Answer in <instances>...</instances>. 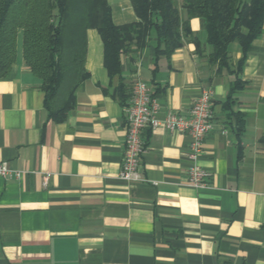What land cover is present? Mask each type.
Wrapping results in <instances>:
<instances>
[{"label": "crops", "instance_id": "crops-1", "mask_svg": "<svg viewBox=\"0 0 264 264\" xmlns=\"http://www.w3.org/2000/svg\"><path fill=\"white\" fill-rule=\"evenodd\" d=\"M108 1L115 23L137 20L130 0ZM190 25L209 52L200 18ZM87 40L89 77L62 122L47 116L21 37L0 79V162L13 169L0 176V264H264V28L230 99L236 72H217L191 40L170 59H156L154 41L123 54L121 78L109 76L99 32L89 29ZM229 51L235 69L242 48L233 42ZM137 79L152 89L160 117L188 113L205 88L215 115L196 160L188 133L145 129L142 179L129 181L120 175L127 126L117 86L122 80L128 98ZM194 165L211 173L201 187L188 183Z\"/></svg>", "mask_w": 264, "mask_h": 264}, {"label": "trees", "instance_id": "trees-1", "mask_svg": "<svg viewBox=\"0 0 264 264\" xmlns=\"http://www.w3.org/2000/svg\"><path fill=\"white\" fill-rule=\"evenodd\" d=\"M130 2L137 20L117 24L108 0H0V79L15 64L21 37L25 63L41 80L48 118L64 121L75 107L78 85L89 77L87 32L96 29L103 41L104 63L111 78H121L123 54L142 53L154 41L156 59L162 56L170 59L177 48L191 40L196 44L197 54L206 56L217 72L224 69L236 72L228 99L243 86L241 68L264 28V0ZM193 17L200 18L206 30L209 52L191 29ZM233 42L243 52L235 69L229 51ZM123 91L124 83L120 80L117 93L125 104ZM236 115L237 132L241 133L245 116L240 112Z\"/></svg>", "mask_w": 264, "mask_h": 264}, {"label": "built area", "instance_id": "built-area-1", "mask_svg": "<svg viewBox=\"0 0 264 264\" xmlns=\"http://www.w3.org/2000/svg\"><path fill=\"white\" fill-rule=\"evenodd\" d=\"M213 98V89L205 88L194 99L188 113L169 110L160 117L161 105L152 89L144 80H135L123 108L127 135L121 177L129 181L142 179L141 157L147 149L143 138L145 129L164 127L168 130L188 133L192 137L189 155L194 160L198 159L203 152L204 139L213 127L215 115ZM12 174L13 169L9 163L0 162V176L10 178ZM210 176L208 170L194 165L188 171V183L194 187H201L207 184Z\"/></svg>", "mask_w": 264, "mask_h": 264}]
</instances>
